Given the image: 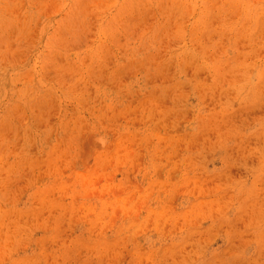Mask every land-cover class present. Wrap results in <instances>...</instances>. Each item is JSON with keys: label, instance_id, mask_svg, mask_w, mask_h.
<instances>
[{"label": "rangeland", "instance_id": "rangeland-1", "mask_svg": "<svg viewBox=\"0 0 264 264\" xmlns=\"http://www.w3.org/2000/svg\"><path fill=\"white\" fill-rule=\"evenodd\" d=\"M0 264H264V0H0Z\"/></svg>", "mask_w": 264, "mask_h": 264}]
</instances>
